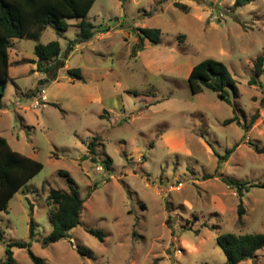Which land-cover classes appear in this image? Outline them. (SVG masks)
<instances>
[{"label": "rangeland", "instance_id": "obj_1", "mask_svg": "<svg viewBox=\"0 0 264 264\" xmlns=\"http://www.w3.org/2000/svg\"><path fill=\"white\" fill-rule=\"evenodd\" d=\"M235 1L97 0L88 15L98 31L92 41L69 51L78 20L64 37L52 28L43 33L42 44L60 41L66 67L39 87L47 93L40 109L34 108L40 72L26 74L33 63L14 68L24 75L9 83L3 99L0 135L44 169L0 213V264L8 243L30 241L31 219L38 241L51 233L47 196L51 189L70 192L60 171L69 172L86 203L69 239L46 248L33 242L46 264H225L219 235L264 234V154L253 147L264 146V93L249 85L264 52V0L236 10ZM153 28L162 31L160 44L146 41L134 53L138 30ZM14 41L12 58L22 49L37 60L38 42ZM207 59L224 63L237 81L240 96L231 93L232 104L207 88L191 91L190 70ZM76 68L86 83L69 81L68 70ZM236 115L241 126L225 124ZM95 137L97 164L82 160ZM108 157L112 173L102 163ZM221 174L251 186L242 223L241 198ZM89 229L105 232V241ZM78 246L94 258L79 255ZM14 253L15 264H34L25 249ZM241 264H264V249Z\"/></svg>", "mask_w": 264, "mask_h": 264}, {"label": "trees", "instance_id": "obj_2", "mask_svg": "<svg viewBox=\"0 0 264 264\" xmlns=\"http://www.w3.org/2000/svg\"><path fill=\"white\" fill-rule=\"evenodd\" d=\"M97 0H0V110L3 107V99L6 95L7 87L13 79L10 76V51L13 48L15 39L40 41L43 33L52 28L59 38L64 37L72 25L71 20H78L76 28L78 30L76 38L69 42V51H73L77 45L85 44L92 41L97 35L96 26L88 21V15ZM255 0H236L233 8L244 7ZM176 8L182 12L188 13L189 6L176 3ZM137 43L134 47V53L142 52L145 49L146 41L152 46L160 44L162 31L161 29H139ZM37 60H22L19 64L33 63L37 65L35 72L44 74L45 78L38 82V87L34 91V96L42 91L39 87L45 86L58 80L59 72L66 67V62L61 59L62 47L59 40L51 41L47 44L38 42L34 48ZM256 78L249 83L250 86H259L264 93V86L258 78H264V52L254 63ZM67 75L73 82L86 83L79 68L70 69ZM188 84L194 95L200 94L204 89H210L217 93L218 98L228 104H232L231 93L238 98L240 90L237 81L229 71L227 66L217 60L207 59L192 68L188 76ZM53 107L59 108L56 103H51ZM264 106V94L261 100ZM107 113V112H105ZM108 114V113H107ZM256 114L248 126L249 130L255 119ZM104 118V114L100 116ZM237 123L241 126L240 118L236 115L225 122L226 125ZM98 140L95 137L87 144L88 155L93 163H99L97 158ZM254 150L259 154H264V146L253 145ZM235 151V148L228 150L227 158ZM107 172L114 171L113 160L108 157L102 161ZM44 165L26 155L14 150L6 138L0 135V213H7L10 203L15 195L42 172ZM59 174L68 181L70 192L51 189L47 196V203L50 208L52 231L38 241L36 234L37 224L34 219L30 222V241L10 242L6 246L5 258L1 264H15L14 249H25L34 264H46L40 257L32 251L33 242H40L43 247H49L52 244L62 240L69 239L71 232L82 225V215L85 207V199L82 198L79 189L67 171H60ZM222 181L237 191L241 198L238 208L239 222L245 214L243 197L249 192L251 186L248 183L240 182L235 179L224 177L221 174ZM30 204V203H29ZM33 211V205L30 204ZM88 233L98 238L101 242L106 239V233L101 230L89 229ZM3 235L0 234V240ZM218 246L221 248L226 257L225 264H241L243 262L254 260L261 250L264 249V234H242L232 233L219 235L217 238ZM77 252L82 257L94 258L91 249L78 246Z\"/></svg>", "mask_w": 264, "mask_h": 264}, {"label": "crops", "instance_id": "obj_3", "mask_svg": "<svg viewBox=\"0 0 264 264\" xmlns=\"http://www.w3.org/2000/svg\"><path fill=\"white\" fill-rule=\"evenodd\" d=\"M69 23H70V21H69ZM70 24L72 25V23H70ZM76 24H78V23H76ZM77 32H78V31H76V34H77ZM13 45H16L15 41L13 42ZM79 46H80V45H77L76 47H79ZM15 51H17V50H15ZM11 54H12V49H11V51H10V61H11L10 76H11V78H12L13 81H14V79H17L18 77L24 75V74H22V73H20V72H18V71H15V73H13L14 68H16V67H18V66L21 65V64H16V63H17L18 61H22V60H24L25 58H26V59H29V60H33V59L26 57V56L24 55V52H23L22 49H21L20 51H17V53H14V54H15V58H12V57H11ZM193 67H194V66H192V68H193ZM192 68H191V70H192ZM36 69H37V66H36V64H34V67H33L30 71L26 72V74L34 73V74L36 75V74H38L37 72H35ZM191 70H190V72H191ZM26 74H25V75H26ZM189 74H190V73H189ZM82 75H83V73H82ZM38 77H39V78H38V82H39L41 79L45 78L44 74H42V73H40ZM83 77H84V76H83ZM84 79H85V78H84ZM69 81H70L72 84H74V82H72V80H71L70 78H69ZM38 82H37V83H38ZM7 88H8V87H7ZM32 89H34V88L29 89V91L32 90ZM46 94H47V93H45L44 98H46ZM47 102H48V101H47ZM49 103H50V102H49ZM51 103H52V102H51ZM89 141H90V140H89ZM20 153H21V152H20ZM22 154H24V153H22ZM24 155H26L27 157H30V158H32V159H35V158H33L32 156H29V155H27V154H24ZM87 155H88V154L84 155V157L82 158V160H88L89 158H87Z\"/></svg>", "mask_w": 264, "mask_h": 264}, {"label": "built area", "instance_id": "obj_4", "mask_svg": "<svg viewBox=\"0 0 264 264\" xmlns=\"http://www.w3.org/2000/svg\"><path fill=\"white\" fill-rule=\"evenodd\" d=\"M46 91L43 89L40 94L37 96V100L34 103V108L36 109H40L41 107H43V104H45L44 101V96H45Z\"/></svg>", "mask_w": 264, "mask_h": 264}]
</instances>
